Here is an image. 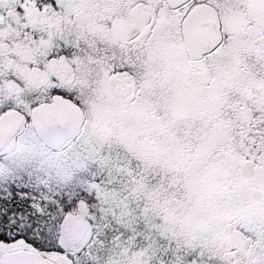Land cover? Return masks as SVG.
<instances>
[{
    "label": "snow or ice",
    "instance_id": "6c2138e0",
    "mask_svg": "<svg viewBox=\"0 0 264 264\" xmlns=\"http://www.w3.org/2000/svg\"><path fill=\"white\" fill-rule=\"evenodd\" d=\"M0 264H264V0H0Z\"/></svg>",
    "mask_w": 264,
    "mask_h": 264
}]
</instances>
